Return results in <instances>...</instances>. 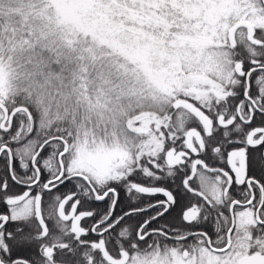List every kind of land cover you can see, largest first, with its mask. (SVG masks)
<instances>
[{"label":"snow or ice","instance_id":"obj_1","mask_svg":"<svg viewBox=\"0 0 264 264\" xmlns=\"http://www.w3.org/2000/svg\"><path fill=\"white\" fill-rule=\"evenodd\" d=\"M0 264H264V0H0Z\"/></svg>","mask_w":264,"mask_h":264}]
</instances>
